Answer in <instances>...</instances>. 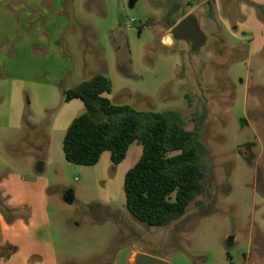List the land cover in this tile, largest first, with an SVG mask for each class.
<instances>
[{"label":"rangeland","instance_id":"obj_1","mask_svg":"<svg viewBox=\"0 0 264 264\" xmlns=\"http://www.w3.org/2000/svg\"><path fill=\"white\" fill-rule=\"evenodd\" d=\"M131 1L14 13V48L25 32L65 22L66 32L61 52L45 48L38 59L21 44L18 65L0 68V264H130L134 252L169 264H264V0ZM190 14L208 36L199 53L165 26ZM97 74L112 81L114 104L175 109L199 128L206 189L167 227L126 207L141 145L120 164L109 151L92 166L65 157L66 132L86 108L64 92Z\"/></svg>","mask_w":264,"mask_h":264},{"label":"trees","instance_id":"obj_2","mask_svg":"<svg viewBox=\"0 0 264 264\" xmlns=\"http://www.w3.org/2000/svg\"><path fill=\"white\" fill-rule=\"evenodd\" d=\"M176 22L168 16L165 26L171 29ZM112 86L107 76L97 74L64 92L66 102L79 99L86 108L66 132L65 157L92 166L109 151L112 162L120 164L133 144L141 145L142 156L125 176L126 207L140 222L167 227L182 219L206 189L199 128L188 130L175 109L139 111L116 105L105 96Z\"/></svg>","mask_w":264,"mask_h":264},{"label":"crops","instance_id":"obj_3","mask_svg":"<svg viewBox=\"0 0 264 264\" xmlns=\"http://www.w3.org/2000/svg\"><path fill=\"white\" fill-rule=\"evenodd\" d=\"M12 0H4L2 3V6L0 7V44H3L4 42L8 43V55L4 57V61H2V64L0 63L1 70L4 71L5 68V62L11 65H18V60L16 56L15 49L18 48L19 45H23L32 52L34 57L39 59V56H37L42 49L52 48V52H61L57 49V44L61 42V39L63 38L64 33L66 32V22L63 23V25H55L51 27L48 32H46L43 29H37L34 32H25L22 34V42L21 43H15V48L12 45V42L16 41V34H15V17L14 13H16L18 10H38L45 7L54 8L57 7V9L60 11L62 9V4L64 0H19L18 5L16 6H10ZM219 1V0H218ZM27 26V30L30 27V23H25ZM29 26V27H28ZM50 26V25H49ZM44 31L46 33H44ZM249 30L245 31V33H248ZM242 33V31H241ZM247 37H243L242 39H246ZM57 48V49H56ZM41 58V57H40ZM50 56H48V53L46 55V58L42 57L41 60L43 63L48 64L50 61ZM63 55L60 57L61 61L65 60L63 59ZM239 63H236L234 65L237 66ZM135 254V252L133 253ZM130 256V264H134L133 257L134 255ZM133 256V257H132ZM167 262V261H166ZM169 263V262H168Z\"/></svg>","mask_w":264,"mask_h":264},{"label":"water","instance_id":"obj_4","mask_svg":"<svg viewBox=\"0 0 264 264\" xmlns=\"http://www.w3.org/2000/svg\"><path fill=\"white\" fill-rule=\"evenodd\" d=\"M135 1L136 0H132L130 2L131 7L134 6ZM191 25H193V41L195 44V46L193 47V52L199 53L206 46L208 42V36L202 30L200 24L197 23L196 14H190L186 16L184 19H182L176 25V27L171 31V35L173 37L175 35L174 34L175 31H179V30L185 33V30H187L188 27H190ZM183 39L188 40V38H183ZM67 201L72 202V198L71 197L68 198ZM133 260H134V264H169L165 260H161V259L149 256V255H145V254L134 255Z\"/></svg>","mask_w":264,"mask_h":264},{"label":"flooded vegetation","instance_id":"obj_5","mask_svg":"<svg viewBox=\"0 0 264 264\" xmlns=\"http://www.w3.org/2000/svg\"><path fill=\"white\" fill-rule=\"evenodd\" d=\"M183 18H181V19H178V20H176L177 22H176V24L173 26V27H171V29L173 30L175 27H176V25L182 20ZM196 21H197V23H199L200 24V26H201V23H200V20H199V15H196ZM202 28V27H201ZM175 35L173 36L174 37V40L176 41V42H184V43H186L188 46H190V48H191V50H193V47L195 46V44H194V41H193V25H191L190 27H188V29L187 30H185V33L182 31H175V33H174ZM183 38H188V40L187 39H183Z\"/></svg>","mask_w":264,"mask_h":264}]
</instances>
